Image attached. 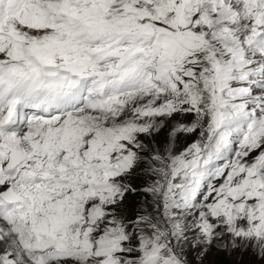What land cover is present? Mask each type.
Instances as JSON below:
<instances>
[{"label":"snow or ice","instance_id":"snow-or-ice-1","mask_svg":"<svg viewBox=\"0 0 264 264\" xmlns=\"http://www.w3.org/2000/svg\"><path fill=\"white\" fill-rule=\"evenodd\" d=\"M0 264H264V0H0Z\"/></svg>","mask_w":264,"mask_h":264}]
</instances>
